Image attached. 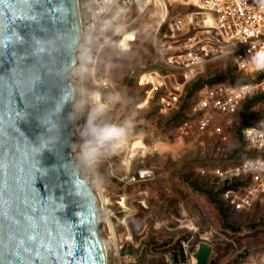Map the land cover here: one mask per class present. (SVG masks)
Returning a JSON list of instances; mask_svg holds the SVG:
<instances>
[{
    "label": "rangeland",
    "instance_id": "rangeland-1",
    "mask_svg": "<svg viewBox=\"0 0 264 264\" xmlns=\"http://www.w3.org/2000/svg\"><path fill=\"white\" fill-rule=\"evenodd\" d=\"M172 15L166 16L165 10L153 3L143 8L136 4L123 20L127 33L133 32L130 50L120 52L116 47L125 34L99 31L85 52L83 64L75 71L78 98L92 88L119 90L130 102L118 105L111 118L120 120L137 113L136 129L122 151L103 160L95 173L78 166L96 196L107 198L99 208L104 220L102 236L110 230L115 234L121 255L130 258L128 264H175V257L182 263H196L193 252L202 242L213 246L208 264H240L248 256L264 264V195H256L249 205L236 209L226 199L227 193L230 198L237 193L244 196L249 181L241 177L219 179L214 174L219 167L228 169L246 157L259 155L246 148L238 130L261 127L264 92L248 96L232 116L231 126L225 128L231 142L224 149H219L214 132L218 126L224 129L221 115L214 113L212 124L205 131L195 124L191 106L200 90L192 89L196 82L217 78L233 83L254 81L236 69L232 55L209 62L186 85L181 105L161 111L156 96L138 84L137 76L165 67L162 56L173 44V39L165 36ZM82 49L85 51V46ZM104 83H108L107 89L101 87ZM183 117L194 119L187 137L177 131ZM85 120L83 114L74 122L78 143L79 129ZM138 140L143 144L134 147ZM141 169L152 170L153 177L130 182L131 176ZM187 237L192 242L184 255L181 242Z\"/></svg>",
    "mask_w": 264,
    "mask_h": 264
},
{
    "label": "water",
    "instance_id": "water-1",
    "mask_svg": "<svg viewBox=\"0 0 264 264\" xmlns=\"http://www.w3.org/2000/svg\"><path fill=\"white\" fill-rule=\"evenodd\" d=\"M82 40L77 0H0V264H108L97 196L73 154ZM41 136L54 142L38 148ZM212 251L200 243L194 264Z\"/></svg>",
    "mask_w": 264,
    "mask_h": 264
},
{
    "label": "built area",
    "instance_id": "built-area-1",
    "mask_svg": "<svg viewBox=\"0 0 264 264\" xmlns=\"http://www.w3.org/2000/svg\"><path fill=\"white\" fill-rule=\"evenodd\" d=\"M121 3L127 9L126 15L121 18L123 22L137 4V0H121ZM151 3L163 8L166 16L173 14L167 25V34H165L173 39V44L169 45L170 50L162 56V63L165 67L141 72L137 76V82L140 86L147 88L149 95L156 96L161 111L165 112L181 105L187 93L186 85L195 80L206 65L215 59L232 55L236 69L255 78L252 82L217 81L205 84L191 106L195 124L200 131H205L211 126L214 113L221 115L224 129L218 126L215 127L214 132L219 149H224V146L226 147L231 142L230 135L225 128L231 126L232 116L242 102L250 96L246 95L247 89L243 86L252 85L255 89L254 93L264 92V72H256L250 64L245 63L250 55L264 47V10H261L257 0H151ZM93 7L91 0H78L83 40L78 47L80 59L78 66L72 70L73 78L76 77V69L83 64L85 52L91 45L95 34L104 31L101 27L102 21L94 17ZM163 23H166L165 19ZM160 26L156 34L159 33ZM84 46L85 51L82 49ZM176 73H179V77ZM78 93H80L79 88ZM193 117H183L180 120L177 129L180 136L187 137L191 134ZM74 128L78 135L77 128ZM254 128L260 127L242 128L240 137L247 149L259 155L246 157L234 167L228 169L219 167L214 171L219 179L241 177L249 181L245 187L244 196L237 193L230 198L227 193L226 199H229L232 207L236 209L249 205L256 195H264V170L253 171L249 167L250 162L264 161V139H249L254 135L252 132ZM78 144L75 140V145ZM77 151L78 147L74 146L73 154ZM75 161L76 166H80L78 160L75 159ZM90 172L95 173L96 170H90ZM152 177V170L141 169L129 180L130 182L145 181ZM103 236H106L104 240L108 264H128L130 258L127 254L121 255V246H118L115 234L110 230L109 234ZM191 239L187 237L181 242L184 255L188 253ZM199 245L200 243L196 245L194 254ZM180 264L188 263L180 262ZM240 264H259V260L248 256Z\"/></svg>",
    "mask_w": 264,
    "mask_h": 264
},
{
    "label": "clouds",
    "instance_id": "clouds-1",
    "mask_svg": "<svg viewBox=\"0 0 264 264\" xmlns=\"http://www.w3.org/2000/svg\"><path fill=\"white\" fill-rule=\"evenodd\" d=\"M261 10H264V0H257ZM94 5V17L100 21L104 31H112L114 34H125V39L116 42L120 52L130 50L128 40L131 34L127 33V25L121 20L126 15L127 9L121 0H91ZM151 0H137L140 7H147ZM250 64L256 72H264V47L259 48L245 61ZM107 89L108 83L101 85ZM247 89L246 95L254 93L252 85L243 86ZM73 100V93H63L56 103L55 111L59 112L64 105ZM129 99L119 90L101 91L100 88L85 90L73 103V112L69 114L72 119H79L86 114L84 125L79 129L81 143L76 153L78 162L84 168L95 171L103 160L122 151L136 129L137 113L132 112L123 119L114 120L110 114L121 104L129 103ZM41 123L47 126L49 132L53 130L50 117L45 115ZM253 136L249 139H264V122L260 128L252 129ZM38 148L45 149L54 142L53 137L41 136ZM37 147V146H36ZM251 170H264V161H253L249 163ZM101 178V182H102Z\"/></svg>",
    "mask_w": 264,
    "mask_h": 264
},
{
    "label": "trees",
    "instance_id": "trees-1",
    "mask_svg": "<svg viewBox=\"0 0 264 264\" xmlns=\"http://www.w3.org/2000/svg\"><path fill=\"white\" fill-rule=\"evenodd\" d=\"M221 78H217V79H213V80H209V81H206V82H204V81H202V82H196L194 85H193V89L192 90H195V91H198V90H200L205 84H208V83H213V82H217V81H221L220 80ZM241 130V129H240ZM240 130H238V136L240 137ZM240 139H241V137H240ZM242 140V139H241ZM220 210L222 211L221 213H222V215L224 216V218H225V216H226V214L223 212V207H220ZM177 258L175 257V263H177V264H180V262L181 261H178V260H176Z\"/></svg>",
    "mask_w": 264,
    "mask_h": 264
},
{
    "label": "bare ground",
    "instance_id": "bare-ground-1",
    "mask_svg": "<svg viewBox=\"0 0 264 264\" xmlns=\"http://www.w3.org/2000/svg\"><path fill=\"white\" fill-rule=\"evenodd\" d=\"M77 3H78V0H77ZM128 34H131V39L130 40H128V44L132 41V40H134V37H133V32H129ZM125 39V35L122 37V39L121 40H124ZM120 40V41H121ZM130 45V44H129ZM80 59V56H78V60ZM74 82V81H73ZM75 86H76V84H75ZM77 89V88H76ZM76 92H77V90H76ZM77 94V93H76ZM141 143H142V140H138V141H136L134 144H133V146L134 147H136V146H140L141 145ZM143 144V143H142ZM97 200H98V204H99V208H100V205L101 206H103V204L106 202V200H107V198L106 197H97ZM99 213H100V210H99ZM106 238V236L104 237V239Z\"/></svg>",
    "mask_w": 264,
    "mask_h": 264
}]
</instances>
